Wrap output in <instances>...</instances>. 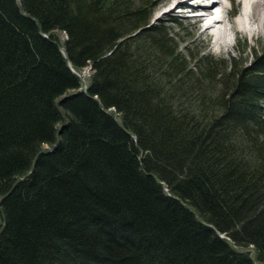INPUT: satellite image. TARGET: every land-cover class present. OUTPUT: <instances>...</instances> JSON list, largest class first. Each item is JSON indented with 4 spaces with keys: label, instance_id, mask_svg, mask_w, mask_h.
I'll list each match as a JSON object with an SVG mask.
<instances>
[{
    "label": "trees",
    "instance_id": "obj_1",
    "mask_svg": "<svg viewBox=\"0 0 264 264\" xmlns=\"http://www.w3.org/2000/svg\"><path fill=\"white\" fill-rule=\"evenodd\" d=\"M20 1L0 0V264H264V50L195 49L153 0Z\"/></svg>",
    "mask_w": 264,
    "mask_h": 264
},
{
    "label": "rangeland",
    "instance_id": "obj_2",
    "mask_svg": "<svg viewBox=\"0 0 264 264\" xmlns=\"http://www.w3.org/2000/svg\"><path fill=\"white\" fill-rule=\"evenodd\" d=\"M226 4L228 5V3ZM183 5L178 4L173 7L172 10H169L168 8L171 6V0H153L152 23H164L173 30L179 32V36L181 37H193V46L195 49H204L207 53H211L216 57L224 58L227 63L234 62L235 64H240L243 62L248 65L254 58H256L257 55L261 53L262 50H264V33L251 36L243 32L237 34V38L234 43L224 47V49H219L216 46L215 38H213V36L209 33L202 32L203 29L201 24L197 25V23L194 22V17L189 16L191 9L186 12L182 11L184 8ZM241 8L240 4L237 8V13L234 19L239 17ZM164 12H167V14H163ZM228 18L232 19L229 16ZM59 35L61 36V42L63 44L67 39V34L63 31H59ZM235 35V33H232L231 37L233 36L234 38ZM82 70L83 71L80 72V74L82 80H85V83H83V87L85 88V86H87L90 82V75L93 74L94 71L90 66H87ZM45 147L49 148L50 146L46 145Z\"/></svg>",
    "mask_w": 264,
    "mask_h": 264
},
{
    "label": "bare ground",
    "instance_id": "obj_3",
    "mask_svg": "<svg viewBox=\"0 0 264 264\" xmlns=\"http://www.w3.org/2000/svg\"><path fill=\"white\" fill-rule=\"evenodd\" d=\"M208 1L210 0H171V6L168 9L172 10L176 5L184 4L182 9L184 11L190 9L201 11V13L193 16L194 22L197 25L201 24L202 32L209 33L215 38L216 46L219 49L231 45L232 33L237 35L243 32L251 36L264 33V0H242L240 15L234 20L227 16L228 6L225 0H216L218 2H213V6H209ZM212 7H215L217 11H212L215 9ZM163 14H167V12ZM50 149L48 148L47 151Z\"/></svg>",
    "mask_w": 264,
    "mask_h": 264
},
{
    "label": "water",
    "instance_id": "obj_4",
    "mask_svg": "<svg viewBox=\"0 0 264 264\" xmlns=\"http://www.w3.org/2000/svg\"><path fill=\"white\" fill-rule=\"evenodd\" d=\"M18 1V3L21 5V1L20 0H17ZM62 49H64L63 47H62ZM64 98H62L61 100H63ZM62 128H63V126H61V128H60V130H59V134L61 133V131H62ZM56 145V144H55ZM52 149H50L49 151H51ZM44 150H41L38 154H40V153H42ZM34 164H35V159H34V161H33V163H32V167L34 166ZM31 167V168H32ZM30 173V170L28 171V172H26V174L24 175V178L28 175ZM17 182H15L14 183V186H15V184H16ZM5 196V195H4ZM4 196H2L1 197V199H0V204H1V201L3 200V198H4Z\"/></svg>",
    "mask_w": 264,
    "mask_h": 264
}]
</instances>
